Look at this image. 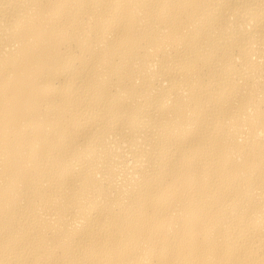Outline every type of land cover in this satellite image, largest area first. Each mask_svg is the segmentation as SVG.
Masks as SVG:
<instances>
[{
  "label": "bare ground",
  "instance_id": "1",
  "mask_svg": "<svg viewBox=\"0 0 264 264\" xmlns=\"http://www.w3.org/2000/svg\"><path fill=\"white\" fill-rule=\"evenodd\" d=\"M0 264H264V0H0Z\"/></svg>",
  "mask_w": 264,
  "mask_h": 264
}]
</instances>
